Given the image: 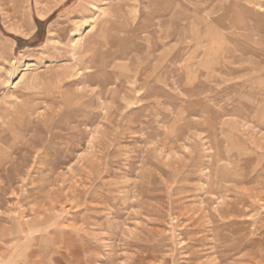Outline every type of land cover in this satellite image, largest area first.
Instances as JSON below:
<instances>
[{
  "label": "rangeland",
  "instance_id": "374dc122",
  "mask_svg": "<svg viewBox=\"0 0 264 264\" xmlns=\"http://www.w3.org/2000/svg\"><path fill=\"white\" fill-rule=\"evenodd\" d=\"M96 1L0 0V264H264V0Z\"/></svg>",
  "mask_w": 264,
  "mask_h": 264
},
{
  "label": "bare ground",
  "instance_id": "6f19581e",
  "mask_svg": "<svg viewBox=\"0 0 264 264\" xmlns=\"http://www.w3.org/2000/svg\"><path fill=\"white\" fill-rule=\"evenodd\" d=\"M93 1H96V0H93ZM97 1H98V0H97ZM97 1H96V2H97ZM102 1H103V0H102ZM104 1H105V0H104ZM106 1H107V0H106ZM96 2H95V3H96ZM108 2H109V1H108ZM102 3H103V2H102ZM91 5H92V4H91ZM99 5H100V2H99ZM103 5H104V4H103ZM117 7H118V6H117ZM101 8H102V7H101ZM85 13H86V12H84L83 14H85ZM85 15H86V14H85ZM86 16H87V15H86ZM159 16H160V15H159ZM88 20H89V19H88ZM109 25H110V24H109ZM103 26H104V25H103ZM81 46H82V45H81ZM83 57H84V56H83ZM88 64H89V63H88ZM90 64H91V63H90ZM88 69H89V68H88ZM160 73H161V72H160ZM91 80H92V79H91ZM263 130H264V129H263ZM0 142H1V141H0ZM12 145H13V144H12ZM1 146H2V145H1ZM13 147H14V146H13ZM13 147H12V148H13ZM262 149H263V148H262ZM8 150H9V149H8ZM8 150H7V151H8ZM6 153H7V152H6ZM8 153H9V152H8ZM15 153H16V151H15ZM0 156H1V154H0ZM8 158H9V157H8ZM8 158H7V159H8ZM11 158H12V157H11ZM9 159H10V158H9ZM10 160H11V159H10ZM1 161H2V160H1ZM2 163H3V162H2ZM3 165H5V164L3 163ZM262 165H263V164H262ZM0 166H1V165H0ZM263 166H264V165H263ZM0 168H1V167H0ZM6 179H7V178H6ZM262 179H263V178H262ZM3 180H4V179H3ZM263 183H264V182H263ZM2 192H3V191H2ZM4 192H5V191H4ZM261 195H263V194H261ZM260 197H261V196H260ZM260 200H261V199H260ZM263 202H264V201H263ZM18 222H19V221H18ZM1 234H2V233H1ZM8 249H9V248H8ZM34 257H36L35 254H34ZM34 261H35V260H34ZM34 261H33V262H34ZM30 263H31V262H30ZM27 264H28V263H27Z\"/></svg>",
  "mask_w": 264,
  "mask_h": 264
},
{
  "label": "trees",
  "instance_id": "16d2710c",
  "mask_svg": "<svg viewBox=\"0 0 264 264\" xmlns=\"http://www.w3.org/2000/svg\"><path fill=\"white\" fill-rule=\"evenodd\" d=\"M38 24H40V21H37Z\"/></svg>",
  "mask_w": 264,
  "mask_h": 264
}]
</instances>
